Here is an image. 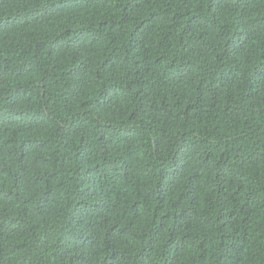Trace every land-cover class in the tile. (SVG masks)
<instances>
[{
  "label": "trees",
  "instance_id": "1",
  "mask_svg": "<svg viewBox=\"0 0 264 264\" xmlns=\"http://www.w3.org/2000/svg\"><path fill=\"white\" fill-rule=\"evenodd\" d=\"M0 264H264V0H0Z\"/></svg>",
  "mask_w": 264,
  "mask_h": 264
}]
</instances>
